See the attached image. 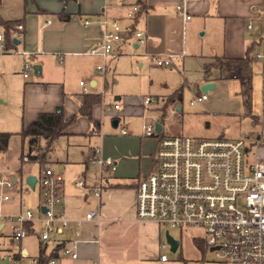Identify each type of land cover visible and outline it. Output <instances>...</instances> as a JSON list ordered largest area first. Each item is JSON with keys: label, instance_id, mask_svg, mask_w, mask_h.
<instances>
[{"label": "crops", "instance_id": "crops-1", "mask_svg": "<svg viewBox=\"0 0 264 264\" xmlns=\"http://www.w3.org/2000/svg\"><path fill=\"white\" fill-rule=\"evenodd\" d=\"M134 3L137 1L1 0L0 16L4 20L20 21L23 30L17 31L15 48L0 50V76L11 75L6 79L9 85L0 86V132L20 136L18 133L23 126L35 121L40 113L62 109L66 119L76 116L66 134L46 153L45 167L36 162L38 175L34 174L31 165H26L27 173H23L22 149L20 163L12 159L2 160L0 177H10L15 183L11 191L0 188V192L10 195V199L3 203L2 212L16 215L29 208L38 211V217L27 224L26 236L35 237L34 243L26 238L16 241L12 236L19 246L20 258L38 259L43 247L50 254L57 246L63 245L75 246L78 258L59 255L57 264H166L169 261L161 260L162 255H167L163 248V227L155 221L141 222L136 214L137 188L140 181L155 170L160 139L177 136L165 133L162 122L168 110L163 115V107L160 117L156 114L162 130L153 137L143 136L145 110L138 111L139 122L127 120L121 126L119 116L128 118L135 114L130 106L115 109L121 111L119 116L112 117L113 130H107L104 94L99 90L97 72H106V69L98 70L99 64L96 67L90 65L92 58H100L106 63L127 51H133L140 59L151 60L167 54L179 55L177 60L187 55L200 57L206 60L204 72L205 67L211 68L210 77L204 75L206 83L213 85V69L225 70L226 75L239 80L235 73L218 67L219 60L243 58L249 47H253V105L249 119L254 131L246 133L264 140V0H145L146 10L131 20L127 13L129 5ZM179 6L184 7L185 14L178 10ZM186 16L191 18L188 20ZM105 19L118 21L125 38L114 44L113 52L107 58L87 55L91 48L100 44L106 30L102 24ZM87 20L90 21L88 25ZM133 26L135 31L144 33V44H140L135 31H131ZM27 63L41 66V73L36 74L40 76L38 81H28L30 76L24 77ZM73 71L79 73L78 85L67 80V75ZM15 81L19 89L12 86ZM18 90H22V95L17 94ZM86 94L101 96V102L93 107V120L99 123L98 127L79 114ZM172 95L166 98L164 106ZM181 102L170 106L171 114L173 109L182 113ZM16 106L20 108L16 109ZM111 108L114 109L112 105ZM115 120H118L116 128L113 127ZM122 128L127 130V135L120 133ZM58 143L65 151L56 154L54 147ZM44 145L45 141H42ZM94 155L112 158L115 169L92 162ZM46 167L59 172L63 178L60 188L62 202L57 211L69 222L68 227L53 233L57 236L52 244L51 236L48 241L40 238L45 224L41 220L44 201L39 176ZM28 176H35L37 183L35 189L30 188L29 194L23 196L21 192L28 186L25 182ZM81 179L85 187L78 185ZM97 187L102 189L99 197L94 193ZM36 189L38 197L30 198ZM26 197L28 208L24 203ZM94 210L98 211V218L87 221L86 215ZM60 225L59 221L55 222V226ZM4 228L5 225L1 224L0 234Z\"/></svg>", "mask_w": 264, "mask_h": 264}, {"label": "built area", "instance_id": "built-area-1", "mask_svg": "<svg viewBox=\"0 0 264 264\" xmlns=\"http://www.w3.org/2000/svg\"><path fill=\"white\" fill-rule=\"evenodd\" d=\"M141 10L140 4L129 5L128 18L135 19ZM178 10L185 14L183 6H179ZM190 18L186 16V19ZM85 23L88 25L90 21ZM102 24L106 27L103 38L87 55L107 58L112 54L114 44L125 38L118 21L105 19ZM18 30H23V26L19 25ZM134 34L140 44L145 43L143 32L135 31ZM0 50H5L1 33ZM178 57L180 56L177 54H167L154 57L153 61L158 67H171ZM31 69L32 66L27 63L25 78H28ZM104 69V66H98V70ZM207 99V93L198 92L191 103H203ZM153 103L156 100L150 97L143 100L144 106ZM119 107L118 104L113 105L114 109ZM172 114L181 113L173 109ZM143 118V136L153 137L159 134L156 130L158 116L145 114ZM120 133L128 134L125 128ZM263 146V138L250 132L239 139H198L181 135L161 138L155 170L141 180L137 188V218L141 222L155 221L163 228L183 230L200 227L205 235L203 241L218 259L233 264H264V159L258 155L252 159V151ZM23 160L29 161L28 157ZM91 161L102 167L115 169V162L110 157L94 155ZM62 181L59 172L47 167L41 170L39 186L45 209L41 219L45 224L40 233L42 241H48L51 234L56 233L59 228L63 230L69 226L64 214L57 211L62 202ZM78 185L85 187L84 180H79ZM0 188L11 191L15 188V183L10 177H0ZM101 191V187L94 189L97 197L101 195ZM29 192L30 187L27 186L21 195H28ZM9 199V194L0 192V225L10 224L14 239L20 241L28 233L27 224L36 217L30 209L16 215L4 214L2 206ZM98 216V211L94 210L85 218L91 221ZM56 221L60 222V227L55 226ZM167 246L166 243L163 244V248ZM59 255L62 258H78L75 246H63ZM168 259V255L161 256L163 261ZM28 264H39V259L30 258ZM48 264H57V259Z\"/></svg>", "mask_w": 264, "mask_h": 264}, {"label": "rangeland", "instance_id": "rangeland-1", "mask_svg": "<svg viewBox=\"0 0 264 264\" xmlns=\"http://www.w3.org/2000/svg\"><path fill=\"white\" fill-rule=\"evenodd\" d=\"M260 49H263V45ZM92 60V64L90 63V65L96 67L99 64L106 69V72H97L100 80L99 90L104 94L103 105L106 110L104 123L107 130H113L111 127L112 117L119 116L121 109L128 106L134 110L135 114L132 115L133 117L128 118L119 116L121 126L127 120L139 122L138 120H141L139 110H145L146 115L157 114L160 117L166 98L172 95L174 91L181 90L183 96L181 102L182 113L180 115H172L169 108L167 109L168 114L166 118L163 122L161 120L166 134L198 139H215L223 135L227 139H236L242 138V135L246 131H254L252 122L249 119V113H251L253 105V93L251 106H248L246 98L242 93L240 81L226 75L225 70H212L211 79L215 82L212 83L214 88L207 91L208 100L202 104L191 103L195 98L197 90L202 91V87L209 84L206 83L204 76V62L206 60L200 57L187 55L184 59H175L174 66L171 67H158L153 60L140 59L137 55L133 54V51L122 53L107 60L106 63L96 57L92 58ZM140 61H142V65ZM31 66L33 68L34 64H31ZM23 69L24 67L21 72ZM28 74L30 76V80L28 81H38L40 78V76L35 74L33 69ZM10 76L8 74V77ZM20 76L23 79L22 73ZM8 77L4 78L0 76V86L9 85L6 80ZM67 80L72 85H78L80 80L79 73L77 71L70 72L67 75ZM12 86L19 89L17 81ZM21 91L18 90L17 94L22 95ZM145 97L155 99L156 103L143 106ZM116 103L121 107L120 110L111 108V105L113 106ZM19 108V106H16V109ZM25 148L26 145H24V150H26ZM21 149L22 141L20 136H12L8 151L0 153V166L3 165V158L12 159L18 163ZM54 150L56 154L65 151L61 143L56 144ZM257 155L264 159V146L259 150L252 151V159L254 160ZM22 165L24 174L27 173L26 165H31L33 166L34 174L38 175V164L36 162H23ZM36 197H38L37 189L32 191L30 198ZM27 198L24 199L26 207L28 206ZM29 209L38 217V211ZM166 231L180 243L175 253L171 252L169 247L164 248L165 254L169 256V261L166 264H233L218 259L209 250L203 241L205 235L203 229L200 227H188L183 230L163 228V237H165ZM12 236L10 224H6L2 234H0V256L3 259L9 257V264L28 263V259L19 257L20 249ZM56 236L55 234L51 235L50 244L53 243V239ZM25 238L31 239L32 243L35 241V237L24 236L22 239ZM199 243L202 244L201 247Z\"/></svg>", "mask_w": 264, "mask_h": 264}, {"label": "trees", "instance_id": "trees-1", "mask_svg": "<svg viewBox=\"0 0 264 264\" xmlns=\"http://www.w3.org/2000/svg\"><path fill=\"white\" fill-rule=\"evenodd\" d=\"M137 4L142 6V10H146L145 0H136ZM1 5V0H0ZM139 12V14L142 13ZM20 21L4 20L0 16V31L3 36V42L6 49L15 48V43L18 41L17 31ZM131 31H135V26ZM253 47L247 50L245 57L237 59H222L219 60L218 67L226 68L235 73L242 85V93L246 98V103L251 106L252 92H253V70L251 65V55ZM210 66L205 67L206 77H210ZM182 91H176L168 98L166 106H164L163 115H166L167 109L177 102L182 101ZM101 102L100 95L86 94L84 95V102L80 106V115L86 116L96 126L99 123L93 120V107ZM76 116L71 119H66L62 109L52 113H40L35 121L27 126H23L18 133L22 140L21 160L28 157L29 161L38 162L42 167H45V155L51 149L53 144L63 135L66 134V129L74 123ZM14 134L11 132H0V153H6L9 149L11 138ZM42 141L45 145L42 146ZM26 145V150H24ZM201 247L202 244L199 243ZM63 245L57 246L50 254L46 253L45 247L41 249L39 254V264H48L53 259H58L59 253Z\"/></svg>", "mask_w": 264, "mask_h": 264}, {"label": "water", "instance_id": "water-1", "mask_svg": "<svg viewBox=\"0 0 264 264\" xmlns=\"http://www.w3.org/2000/svg\"><path fill=\"white\" fill-rule=\"evenodd\" d=\"M35 74H40L41 73V66L39 65H35L33 67ZM213 87V85L211 84H206L202 87V92L207 93L208 90H210ZM118 126V120H115L113 122V127L116 128ZM156 130L158 133L161 132L162 130V126L161 124H157L156 125ZM26 184L31 188V189H35L36 183H37V178L35 176H28L25 180ZM45 210V209H44ZM165 243L169 246L171 252L175 253L178 248H179V241L176 240L175 238H173L168 231H166L165 233ZM213 250V248L211 249ZM0 264H9V257H6L5 259H3L0 256Z\"/></svg>", "mask_w": 264, "mask_h": 264}]
</instances>
